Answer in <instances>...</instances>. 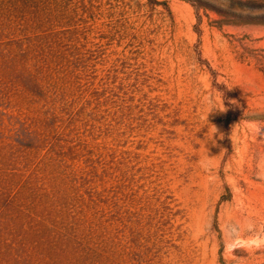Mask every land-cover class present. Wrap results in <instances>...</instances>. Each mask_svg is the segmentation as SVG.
I'll return each mask as SVG.
<instances>
[{
  "label": "rangeland",
  "instance_id": "374dc122",
  "mask_svg": "<svg viewBox=\"0 0 264 264\" xmlns=\"http://www.w3.org/2000/svg\"><path fill=\"white\" fill-rule=\"evenodd\" d=\"M21 3L0 197L48 238L13 264H264V0Z\"/></svg>",
  "mask_w": 264,
  "mask_h": 264
},
{
  "label": "trees",
  "instance_id": "16d2710c",
  "mask_svg": "<svg viewBox=\"0 0 264 264\" xmlns=\"http://www.w3.org/2000/svg\"><path fill=\"white\" fill-rule=\"evenodd\" d=\"M21 1L25 3L26 0H20V2L19 0H0V81H6V85L10 81L21 84L31 93L39 94L40 87L35 79V74L25 71V61L28 56L29 59H31L33 56L32 54H35L30 51L34 47H28L18 52L17 49L13 48L15 44H11L8 39V35L13 34L14 28H17L13 20V13L18 10ZM23 52H25V54H22ZM25 55H27L26 59L23 58ZM16 194L17 191H15L13 195L8 194L9 196L5 195L4 198L0 197V255L2 249L8 251L6 259L7 261L9 260L11 264L19 262L22 257L19 251L30 244L32 237L48 238V234L45 232L46 224L42 220L38 221L34 219V217L29 216L28 213H25L26 217L29 216L27 222L30 224V228H26L25 224L20 222L19 218L23 217H21L23 211L17 208L20 204H16L14 201L19 198ZM1 199L4 201V204L1 202ZM7 208L9 213L8 216L5 214ZM16 208L17 211H14ZM8 235H11L12 240L7 238ZM16 236L23 238V241L17 245L15 243V241H17L15 238ZM34 244H37V242ZM64 245H68V242L65 241Z\"/></svg>",
  "mask_w": 264,
  "mask_h": 264
},
{
  "label": "clouds",
  "instance_id": "9594fccd",
  "mask_svg": "<svg viewBox=\"0 0 264 264\" xmlns=\"http://www.w3.org/2000/svg\"><path fill=\"white\" fill-rule=\"evenodd\" d=\"M207 104H208V108L207 111L205 113V119H207L208 114L212 111V110H219V111H224V104L222 103V97L221 98H206ZM216 132V129L213 131V133ZM213 133L211 135V138L208 141H211L213 144H215V141L212 139L213 137ZM206 141V142H208ZM205 142V143H206Z\"/></svg>",
  "mask_w": 264,
  "mask_h": 264
}]
</instances>
